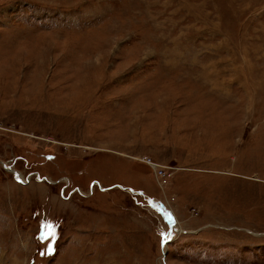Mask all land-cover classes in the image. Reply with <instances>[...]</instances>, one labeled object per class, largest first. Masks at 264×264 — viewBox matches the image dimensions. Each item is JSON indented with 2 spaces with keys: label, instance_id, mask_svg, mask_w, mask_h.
Wrapping results in <instances>:
<instances>
[{
  "label": "rangeland",
  "instance_id": "374dc122",
  "mask_svg": "<svg viewBox=\"0 0 264 264\" xmlns=\"http://www.w3.org/2000/svg\"><path fill=\"white\" fill-rule=\"evenodd\" d=\"M0 264H264V0H0Z\"/></svg>",
  "mask_w": 264,
  "mask_h": 264
},
{
  "label": "built area",
  "instance_id": "2783aa9c",
  "mask_svg": "<svg viewBox=\"0 0 264 264\" xmlns=\"http://www.w3.org/2000/svg\"><path fill=\"white\" fill-rule=\"evenodd\" d=\"M143 160H144L146 163H148L149 165L153 166V168H154L155 170H157V173H156V175L158 174L157 176L165 177V174L167 175V173H164V171L161 170V167H159L157 164L151 162L150 158H148V157H144Z\"/></svg>",
  "mask_w": 264,
  "mask_h": 264
},
{
  "label": "snow or ice",
  "instance_id": "6c2138e0",
  "mask_svg": "<svg viewBox=\"0 0 264 264\" xmlns=\"http://www.w3.org/2000/svg\"><path fill=\"white\" fill-rule=\"evenodd\" d=\"M166 219H168L171 222V216H170V214L169 215H166ZM48 227H51V226L49 225ZM50 234H52V233H50ZM49 250L51 251V249H49Z\"/></svg>",
  "mask_w": 264,
  "mask_h": 264
},
{
  "label": "bare ground",
  "instance_id": "6f19581e",
  "mask_svg": "<svg viewBox=\"0 0 264 264\" xmlns=\"http://www.w3.org/2000/svg\"><path fill=\"white\" fill-rule=\"evenodd\" d=\"M18 178H19V180L23 181V178H22V176H21V175H20Z\"/></svg>",
  "mask_w": 264,
  "mask_h": 264
},
{
  "label": "crops",
  "instance_id": "0c3cea01",
  "mask_svg": "<svg viewBox=\"0 0 264 264\" xmlns=\"http://www.w3.org/2000/svg\"><path fill=\"white\" fill-rule=\"evenodd\" d=\"M40 252V251H39Z\"/></svg>",
  "mask_w": 264,
  "mask_h": 264
}]
</instances>
